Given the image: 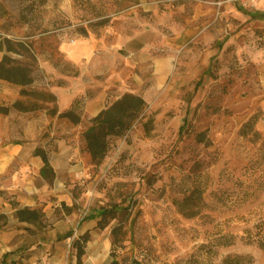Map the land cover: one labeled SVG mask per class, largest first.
<instances>
[{
  "label": "rangeland",
  "instance_id": "374dc122",
  "mask_svg": "<svg viewBox=\"0 0 264 264\" xmlns=\"http://www.w3.org/2000/svg\"><path fill=\"white\" fill-rule=\"evenodd\" d=\"M103 1L0 0L5 55L43 77V65L61 62L50 38L95 30L82 22L106 13ZM147 2L174 48L168 81L149 93L152 103L124 137L110 138L102 165L91 156L88 174L65 187L79 215L74 231L60 235L74 245L77 225L97 216L86 236L111 239L110 264H224L240 255L264 264V248L243 239L264 221V17L254 16L264 5L241 12L229 0ZM180 8L196 23L182 44L172 28ZM23 90L26 107L49 101L32 84ZM111 207L116 218L99 228ZM60 220L54 212L44 224Z\"/></svg>",
  "mask_w": 264,
  "mask_h": 264
},
{
  "label": "crops",
  "instance_id": "0c3cea01",
  "mask_svg": "<svg viewBox=\"0 0 264 264\" xmlns=\"http://www.w3.org/2000/svg\"><path fill=\"white\" fill-rule=\"evenodd\" d=\"M103 2L106 13L82 22L96 24L95 30L86 26L85 33L75 37L52 36L56 48L51 51L61 62L43 65V77L31 76L32 87L53 94L56 101L21 111L14 105L21 101L27 106L21 94L25 87L0 79V264H110L111 239L104 238L105 234L86 242L81 263L77 241L69 248L60 235L74 231L72 223L79 215L71 211L77 199L65 193V187L78 174H88L86 161L91 154L84 151L81 137L92 119L127 93L141 95L151 104L149 93L159 92L168 81L172 65L168 49L174 48L167 44L163 15L147 0ZM135 3L144 12L151 10L149 15L135 10ZM263 5L264 0L257 10ZM189 15L181 8L176 11L175 43L190 37L196 23L187 21ZM5 54L3 45L0 60ZM69 110L79 114V123L62 117ZM38 150L48 156L52 171L44 173L45 161ZM24 208L40 210L42 222L20 220L16 213ZM54 212L61 214V220L45 226V219ZM97 219L94 216L77 225V240L93 234Z\"/></svg>",
  "mask_w": 264,
  "mask_h": 264
},
{
  "label": "trees",
  "instance_id": "16d2710c",
  "mask_svg": "<svg viewBox=\"0 0 264 264\" xmlns=\"http://www.w3.org/2000/svg\"><path fill=\"white\" fill-rule=\"evenodd\" d=\"M254 16L264 17V12ZM1 48L2 44L0 42V49ZM7 50L13 52L14 48L7 46ZM0 79H4L10 83H16L23 87L32 83V77L29 75L27 68L23 65L13 63L8 55H5L3 59L0 60ZM21 94L25 95L26 91L22 90ZM42 96L48 97L51 102L56 101V97L53 94L43 91ZM14 106L21 111L29 108L24 106L21 101H17ZM146 106L147 103L141 95L127 93L117 99V101L108 104L98 116L92 119L89 128L83 134V140L86 142L85 151L91 154L93 164H95L96 167L102 165L104 159L108 155L110 138L124 137L132 129L133 123L141 116ZM54 112L56 111L54 110L53 113ZM62 117H67L73 124H77L81 120L79 114L75 110H69L63 113ZM146 129L147 132L148 130L150 131L151 127L149 123L146 125ZM38 153L43 156L45 161L44 173L52 171L48 156L40 150H38ZM117 210V207L103 210L99 228L106 229V226L109 224V217L116 218ZM16 214L19 216L20 220L29 223H41L43 218L42 212L38 209H18ZM243 239L250 244L256 243L261 248H264V221L257 223L254 226V230H249L248 235ZM88 240V236H84L82 242L80 239L75 243L78 248L77 258H79V263L82 262V256L85 254V246ZM251 261L252 258L245 255L236 257L228 256L224 264H249Z\"/></svg>",
  "mask_w": 264,
  "mask_h": 264
},
{
  "label": "built area",
  "instance_id": "2783aa9c",
  "mask_svg": "<svg viewBox=\"0 0 264 264\" xmlns=\"http://www.w3.org/2000/svg\"><path fill=\"white\" fill-rule=\"evenodd\" d=\"M230 2H234V4L242 6L246 10H257L258 5L263 1V0H229ZM69 248L73 246L71 244V239L68 240L67 242Z\"/></svg>",
  "mask_w": 264,
  "mask_h": 264
}]
</instances>
